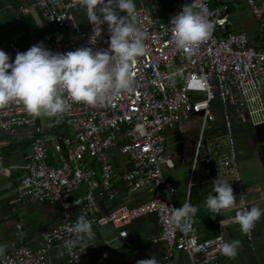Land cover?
I'll return each instance as SVG.
<instances>
[{
  "label": "built area",
  "instance_id": "obj_1",
  "mask_svg": "<svg viewBox=\"0 0 264 264\" xmlns=\"http://www.w3.org/2000/svg\"><path fill=\"white\" fill-rule=\"evenodd\" d=\"M244 2L264 33V0ZM134 3H138L137 27L145 33L148 51L137 57L132 67L131 91H121L94 107L68 99V111L62 117L49 118L48 133L39 117L28 115L19 101L0 108V132L26 126L32 129L23 173L15 182L17 201L59 208L54 226L40 234L35 246L21 240L10 242L0 255V264H47L46 255L52 246L60 249L67 264H83L89 247L94 245L80 244L70 228L84 214L95 234L101 223L97 202L116 197L115 179L127 192H141L146 197L132 205H112L105 218L116 233L103 238L104 245L116 246V240L126 238L125 226L130 221L152 214L158 232L149 241L165 245L157 259L159 264H169L175 251L184 252L190 264H228L220 250L224 220H217L216 233L208 238L194 233L193 224L185 232L168 222L177 188L163 177V169L174 165L165 151L163 132L181 127L192 113L197 114L198 131L183 203L198 169L199 182L209 183L212 190L216 179L233 187L236 202L222 211L249 210L237 165L233 138L236 123L232 118L252 127L264 124V38L261 47L249 45L243 30L232 29L224 0H199L215 27L211 37L188 56L175 47L170 20L192 0H171L166 21L159 16L158 0ZM29 8L37 10L45 25L39 41L53 53L109 46L107 23L93 25L86 12L78 15L74 11L81 8L77 0H31L17 10L25 13ZM94 28L101 30V35L92 45ZM0 46L15 55L30 48L1 35ZM213 97L220 106L223 129L205 136V130L215 121L210 110ZM57 127L69 128L71 133H56ZM115 155H122L129 165L121 173L115 169ZM245 237L252 248L251 231Z\"/></svg>",
  "mask_w": 264,
  "mask_h": 264
},
{
  "label": "clouds",
  "instance_id": "obj_2",
  "mask_svg": "<svg viewBox=\"0 0 264 264\" xmlns=\"http://www.w3.org/2000/svg\"><path fill=\"white\" fill-rule=\"evenodd\" d=\"M77 3L85 8L93 25L107 23L108 48L80 47L66 53H53L40 42L27 51L17 52L11 62L9 54L0 50V108L19 101L30 116L59 118L68 111V99L94 107L115 98L121 91L132 90V67L137 57L148 51L145 33L137 27L134 0H77ZM170 25L175 47L188 56L211 37L215 27L199 0L183 5L182 10L171 17ZM100 35L101 30L94 28L90 43L95 45ZM213 192L215 194H208L205 200L209 212L219 214L234 206L236 196L226 181L214 180ZM197 211V206L185 201L173 209L168 222L186 232ZM262 215L264 210L252 206L250 210H238L235 219L241 232L248 234ZM70 231L77 241L91 240L94 235L92 223L84 214L77 217ZM240 244L239 240L227 241L220 250L230 259L235 258ZM5 248L0 245V255ZM136 264H159V261L152 256Z\"/></svg>",
  "mask_w": 264,
  "mask_h": 264
},
{
  "label": "crops",
  "instance_id": "obj_3",
  "mask_svg": "<svg viewBox=\"0 0 264 264\" xmlns=\"http://www.w3.org/2000/svg\"><path fill=\"white\" fill-rule=\"evenodd\" d=\"M30 1L0 0V35L14 39L29 47L41 42L39 38L45 30V25L37 10L29 8L25 13L17 10L18 6L28 5ZM160 1L158 0V5ZM170 1L168 0V12ZM224 1L228 6L232 29L243 30L246 33L249 45L261 47L264 33L259 29L257 23L254 22L255 20L251 14L250 17L254 26L243 15H240V0ZM0 50L9 54L10 62L14 61L15 54L13 52L1 46ZM39 120L45 133H48L50 130V119L41 116ZM246 125L249 129L244 137L245 142H243V136L238 142L237 159L239 152H241L242 156L243 152L245 155V147H252L251 154L256 156L253 150L256 149L257 156L259 155L258 157L262 160L264 157L258 152L256 145L258 141L253 134L252 126ZM31 130V127L26 126L16 128L10 132H0V245H5L6 248L14 240H21L28 246H35L40 234L54 226L56 216L59 214V208L55 205L21 203L16 199L15 182L23 173L22 166L27 159ZM54 132L64 135L68 134L65 130H61L60 127L55 128ZM114 164L118 173L125 171L129 166L125 163V158L122 155L114 156ZM259 164L260 167H264L260 159ZM245 177L243 185L246 196H248L247 205L249 210L252 206H258L264 210V179H256L251 176ZM114 183L117 188L116 197L111 201L102 199L97 202L101 217L98 230L91 240L79 241L80 244L87 246L90 244L94 245V247H89L83 264H136L138 260L150 259L152 256L158 259L165 245L161 241H149L150 238L156 237L158 232L157 223L152 214H145L130 221L125 226L126 238L116 240V246L107 247L103 244V238L112 237L116 233V230L105 218L107 211L112 205L117 203L132 205L146 197L141 192H127L117 179L114 180ZM177 191H179L178 188ZM183 194L185 196V191H183ZM235 215L236 213H230L228 216L219 218L220 214H217L218 219L225 221L222 231L224 242L233 240L241 242L235 258L230 259L225 255L224 258L228 260V264H264V215L261 216L251 230L252 248L248 247L245 234L241 232L240 225L236 222V219H231ZM196 234L200 238L203 236L202 232H197ZM46 262L47 264H67L60 249L56 246H52L48 250ZM169 264H190V262L184 252L175 251Z\"/></svg>",
  "mask_w": 264,
  "mask_h": 264
},
{
  "label": "rangeland",
  "instance_id": "obj_4",
  "mask_svg": "<svg viewBox=\"0 0 264 264\" xmlns=\"http://www.w3.org/2000/svg\"><path fill=\"white\" fill-rule=\"evenodd\" d=\"M138 3H135L137 5ZM240 9V15H243L245 19H248L251 24L254 26V23L250 17L249 9L246 6L244 0L239 1ZM159 16L164 21L168 18V0H161L159 5ZM77 8L74 10L76 11ZM85 8L81 7L78 9L77 14H83L85 13ZM255 22V21H254ZM220 106L217 102V99L213 97L210 105V110L214 115L215 121L211 123V128L205 130V136H210L213 134H216L218 132H221L223 129V124L221 120V112H220ZM233 123V138L236 145V150L238 148V142L241 139V136H243V142L244 137L246 135L247 130L249 129L246 124L239 123L236 119L232 118ZM61 128V127H60ZM61 130H65L68 134L71 133V130L69 128H61ZM198 131V120H197V114L192 113L181 127H174L164 130L165 134V151L171 156V159L173 161V167L169 169H163V177L167 181H169L171 184H173L175 187L179 189L177 191L176 195L173 198V204L175 208H178L183 205V198L184 194L183 191L186 189V184L189 176V167H190V161H191V155L193 152V147L196 139ZM260 149L261 151H258L261 153L262 157H264V142L261 143ZM245 155L243 152V156L241 152L238 153V159H237V165L242 177V182L244 184V178L245 176H251L256 179H264V167H260L259 159L262 164H264V159L261 160L260 157L257 156V150L253 149L256 156L254 154H251L250 151H252V147L244 148ZM259 158V159H258ZM243 172V174H242ZM245 174V176H244ZM200 180V174L198 172V169H195L192 177V182L196 183ZM248 196H246L247 200ZM237 210H229V211H221L220 217L223 218L224 216H228V214H234Z\"/></svg>",
  "mask_w": 264,
  "mask_h": 264
},
{
  "label": "trees",
  "instance_id": "obj_5",
  "mask_svg": "<svg viewBox=\"0 0 264 264\" xmlns=\"http://www.w3.org/2000/svg\"><path fill=\"white\" fill-rule=\"evenodd\" d=\"M210 193L214 195L210 184L207 182L192 183L188 187L187 201L198 207L194 222L192 223L193 232H202L203 236L201 238L210 237L215 233L216 222L218 219L216 213L209 212L205 207L206 197Z\"/></svg>",
  "mask_w": 264,
  "mask_h": 264
},
{
  "label": "water",
  "instance_id": "obj_6",
  "mask_svg": "<svg viewBox=\"0 0 264 264\" xmlns=\"http://www.w3.org/2000/svg\"><path fill=\"white\" fill-rule=\"evenodd\" d=\"M252 131L254 136L257 138L258 143L264 140V124L253 126Z\"/></svg>",
  "mask_w": 264,
  "mask_h": 264
},
{
  "label": "flooded vegetation",
  "instance_id": "obj_7",
  "mask_svg": "<svg viewBox=\"0 0 264 264\" xmlns=\"http://www.w3.org/2000/svg\"><path fill=\"white\" fill-rule=\"evenodd\" d=\"M264 142V140L263 141H261L260 143H257L256 145H257V147H258V151L260 150L261 151V149H260V146L259 145H261V143H263Z\"/></svg>",
  "mask_w": 264,
  "mask_h": 264
}]
</instances>
